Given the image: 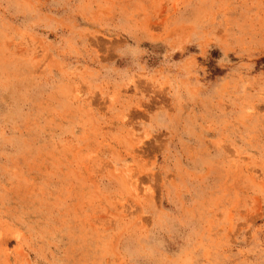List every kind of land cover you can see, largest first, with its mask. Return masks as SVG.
I'll return each mask as SVG.
<instances>
[{
    "label": "rangeland",
    "instance_id": "374dc122",
    "mask_svg": "<svg viewBox=\"0 0 264 264\" xmlns=\"http://www.w3.org/2000/svg\"><path fill=\"white\" fill-rule=\"evenodd\" d=\"M0 264H264V0H0Z\"/></svg>",
    "mask_w": 264,
    "mask_h": 264
}]
</instances>
